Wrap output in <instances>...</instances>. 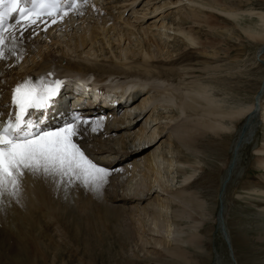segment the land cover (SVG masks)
I'll use <instances>...</instances> for the list:
<instances>
[{
	"label": "bare ground",
	"instance_id": "obj_1",
	"mask_svg": "<svg viewBox=\"0 0 264 264\" xmlns=\"http://www.w3.org/2000/svg\"><path fill=\"white\" fill-rule=\"evenodd\" d=\"M215 1L216 0L213 2ZM251 12L259 19L258 22L260 26L257 29H252V32L249 33L248 36L254 41L264 43V11L252 10ZM79 18L83 19L80 23H84V15L79 17V10L73 11L67 15V18L65 16L62 20L56 17V23H52V17L44 19L46 23L40 22L26 30L29 31L31 29V33L24 31L21 35L20 32L17 31L15 33L17 39H9V43L11 42L20 48L14 50L13 53H9L11 48L9 47L10 44L8 40L6 41L3 46L5 62L0 66V85L3 86V92L5 90L8 91L6 96L0 98L2 100H0V104L6 103V105H0V122L16 114L17 109L12 103V97L13 89L19 83L28 79L37 83H39L41 79H46L51 83L61 78L54 75L57 73H60L59 75L64 77L61 73L68 74L71 73V71L82 73L92 72L94 76L98 78H105L106 75L116 74L117 76L124 77V82L134 83L135 86L131 85L129 89H139L141 95L137 96L138 93L136 91V93L133 94V100L128 105L119 104L116 108H108L99 105L94 107V111L89 109L86 113L82 114L83 117L81 118L88 119L93 124L99 120L101 124L95 132L91 131L89 127L81 128V135H84L83 138L86 139L87 142L89 140H91L89 142L93 141L90 145L91 149H86V154L89 157L94 159L92 153L101 154L104 152V149H108L104 144L106 141L118 145L117 148L110 147L118 150L119 155H117L115 159L111 158L110 153L108 156H110L111 159L100 157L96 160V163L99 165L115 170L108 176L107 183L100 193L85 188L77 181L69 182L66 178L58 176H45L43 174L33 175L26 172L15 195H8L5 193L3 197H0V264H54L56 261L58 262L62 259L60 253L63 251L67 252L66 247L70 244L73 248V256L78 254V250L81 249L86 257L99 245L97 231L102 234L103 238L111 235L113 227L109 222L116 220L121 223L129 220L130 224L133 226V224L135 225V222L141 220V218L143 219L142 226L144 224L147 225L149 221L151 222L148 225L150 226L149 229L155 233L154 235H159L160 233L159 230L154 229L158 227L157 221L154 220L159 218L160 221L162 218L163 230L167 235V237L163 236V242L168 245L172 243L170 236L172 232H175V228L178 227L177 224L182 226V220H186V222L188 220L192 221L190 225H186L189 230L187 233L191 231V235L181 241L198 250L201 244L206 245L207 243L201 241L202 239L200 238L202 236L200 237L198 235L197 230L202 231V233L210 231L205 228L207 227L206 223L200 225V222H203L202 219H206L208 215L211 214H207V201H204L205 198H203V195L206 193L208 194V191L213 188L215 190L221 182L222 185L224 182V186L225 184H229V176L235 171L239 152L248 144L247 142H249L251 137L253 125H255L259 119V113L257 109L255 110V102L251 106H227L225 99L218 101L211 99L213 91L212 84L200 83L199 80L197 82L199 84L198 86L195 85L196 87L194 86V90L187 91L182 87L185 92L180 90L181 88H179L178 92L177 86L163 88V85H158L157 88H153L150 83L146 84L147 81L154 80L171 84L173 79L177 77L178 81L180 80L179 83L188 86L196 81V79L191 80L192 82L187 81L189 78L188 75L192 72L187 68H183V72L181 71L179 73L174 67L159 68V66L156 65L155 67L149 66L146 71H138L131 75L129 71L132 66L129 63L122 66L108 64H100L101 66H99L95 63L89 64L88 62L84 63L83 61L69 60L63 56L54 55L58 52V50L54 49L55 45L57 43H62L60 38L63 37L64 39L67 33L66 31L72 30L70 28L73 24L68 27V23L72 20L77 21ZM103 19L100 23L103 25V28L107 26V29H109L108 27L112 25L111 18ZM74 23L78 26L76 22ZM81 25L83 26V24ZM87 25L90 24L87 23ZM92 27L86 26V28L80 32V44H77V39L72 36L64 40L66 46L71 48L70 41H75L76 46L81 45L82 47L89 41H96L97 33H95ZM54 30L61 31L62 36L56 35ZM103 31L105 30L103 29ZM248 32L249 30L247 29L246 33ZM120 35L119 38L115 37V40L119 41V43H121ZM190 35L188 38L194 42V37L192 34ZM40 37L45 38L47 43H42ZM54 39H56V42ZM27 43L30 44L28 46L32 45L30 50H33V48L36 50L30 59L33 61V64L30 65L29 68H24L22 72L19 73L17 70V67H19L18 65L28 60L23 57V52L26 50ZM261 49H264V47L262 46ZM92 50L93 48L85 52L90 55ZM127 50H123L125 52L124 56H127L128 53L129 56L130 54H136L132 50ZM6 56H11V58L8 59ZM37 56L40 57V61H36ZM143 56L144 61H149L151 57L155 58L153 53L149 55L145 53ZM219 59H221V57L218 56V60ZM237 60L238 59L235 61L237 62ZM236 62L231 65V68H237V72L245 73L240 71V67ZM213 68L217 70L220 69L221 66L219 64ZM9 71H13L14 73L11 79L8 77ZM229 77L230 78H224L220 82L223 84L224 81L233 80L235 78V73H231ZM137 78L139 81H137ZM171 85L173 86V84ZM190 86L187 88L193 89ZM6 99L8 101H6ZM158 99H160L159 102H157ZM161 102L166 104L162 106L172 107V109H177L181 113L190 115L185 122L179 124L177 128H174L175 135H177L179 140L184 142L183 145L187 146L188 150L195 153L198 152L199 146L197 147V142L207 135L217 138L223 137L224 140L233 138L230 144L226 143V141H222V143H219L220 145L217 146L223 151L224 156L227 157L226 166L223 167V169L215 167L213 170L208 171V177H204V180L201 182V191L196 190L193 193H185L184 189L177 191V189H174V177H169V179L164 181V179L168 177L165 178L166 171L169 175L172 174L176 162L179 164H187L192 167V163L195 162L196 164V162H201L198 157L179 160L174 157L164 156L160 150L146 151L148 148L147 145L144 149H139V146L137 149H131L133 146L135 147L144 143L153 144L156 141L157 136H159V134L156 133L157 131L150 134L148 133L150 128L149 125L151 124L148 118L151 117L146 119V124L143 126H137L136 124L148 111L158 110ZM2 106L4 109H1ZM49 118H46V120L42 122L40 127L41 130H53L64 123L54 124L55 122H52V124L49 122ZM71 119L72 118L69 120ZM173 119L174 118L171 120ZM85 130L89 135L86 136ZM100 130L103 131L101 135ZM233 131L235 134H229ZM92 134H99L98 140L102 143V146L95 144L97 139L95 136H92ZM77 142H79V140ZM83 143H85V140ZM89 150L92 151V153H89ZM228 151H231V153L228 154ZM260 151L264 152V150ZM135 156L137 158H135ZM134 159H136L135 163L133 162ZM126 162L129 163L123 167ZM258 164L264 172V157L258 160ZM194 167L195 168L190 171L186 168H182L181 171L182 181L188 187L196 182L195 176L197 170L196 166ZM254 171L255 169H252L250 173L253 174ZM138 179H145L146 185L144 188L135 187L137 181L139 182ZM125 183L129 184L126 189L123 186ZM260 183L262 182H259V184ZM261 185L264 186V183ZM224 186L221 187L224 188ZM245 186H247L245 183L243 186L239 185L241 188ZM234 189H236V187H234ZM164 192L167 194L166 196ZM145 200H150V202L142 206L145 204ZM261 203L262 202H259L258 204ZM171 209L175 210V217L170 216ZM261 214L262 217H264V210ZM224 217L221 213L215 216V229L221 232V236L225 238ZM136 225L138 224L136 223ZM208 228L212 229L211 227ZM144 231L150 234V232H147V229ZM131 235L136 237L139 235V230L135 227L134 230L130 229L129 236L131 237ZM155 241V243L158 244L159 240ZM218 242H220V247L218 248L219 250L216 249L217 251L212 264H235V260L232 259V252L229 250L230 247L224 246V241L221 238ZM139 243L141 244L139 245ZM150 243V239H147L145 234L137 238V246H139L140 250H144V248L148 246L147 244ZM171 247V254L176 260L172 261L173 264H202L201 261L193 258L194 252L188 248L183 249L180 245H171ZM50 250L54 252V257L51 258L52 260L48 254ZM199 251L201 252V250ZM148 252L149 250L146 251L145 254ZM199 253L196 254L197 257L201 254ZM146 260L147 258L145 260L143 259L142 262L144 263ZM133 261L132 259H126V262L129 264H141V262ZM205 261V263L208 264L207 260ZM63 264L68 263L64 262Z\"/></svg>",
	"mask_w": 264,
	"mask_h": 264
},
{
	"label": "rangeland",
	"instance_id": "obj_2",
	"mask_svg": "<svg viewBox=\"0 0 264 264\" xmlns=\"http://www.w3.org/2000/svg\"><path fill=\"white\" fill-rule=\"evenodd\" d=\"M103 1L105 3V8L103 9L82 10L81 16L84 15V23H80L83 20L80 18L77 21L72 20L68 23V27L73 24L70 28L72 30L66 31L64 39L63 37L60 38L62 43L55 45L54 49L58 50V52L54 55L63 56L69 60L88 62L89 64L95 63L99 66H101L100 64L122 66L129 63L132 66L129 71L131 75L138 71H146L149 66L155 67L156 65L159 68L174 67L179 73L183 72V68H187L189 71H192L188 75L187 81L196 79L195 83L191 81L192 83L188 85H192L193 87H190L193 89H188V86L179 83L180 80L178 81L177 77L171 82L173 86L168 82L161 83L156 80L147 81L146 84L150 83L153 88H157L158 85H163V88L177 86L178 92L179 88L185 92V90H194L195 85L198 86L199 84L197 83L198 80L200 83H210L213 87L212 100L225 99L227 106L230 105L232 107L251 106L255 102V110L257 109L259 113V119L253 125L248 144L239 152L235 171L229 176V184H225L224 186V182L223 185L221 182L215 190L213 188L208 191V194L206 193L207 195H203L204 201H207V214H211L206 219L203 218V222H200V225L206 223L207 227L205 228L210 231L202 233V231L197 230V233L200 237L202 236L200 238L202 239L201 241H205L208 246L207 244H201L197 250L193 246L186 245L181 241L191 235V231L187 233L189 230L186 226L187 224H191L190 222L192 221L189 220L187 222L186 220H182V226L177 224L178 227L175 228V232H172L170 236L173 243L170 245L163 242V236L167 237V235L163 230L162 218L160 221L159 218L154 220L157 221L158 226L154 229L159 230V235H154L155 233L149 229L150 226L148 224L151 223L150 221L147 224L148 226L146 224L142 226V218L141 220H137L133 226L129 220L121 223L113 220L109 222L113 227L111 235L103 238L102 234L97 231L99 245L90 255L85 257L83 251L79 249V253L73 256V248L70 244L66 247L67 252L63 251L60 253L62 259L53 263L129 264L126 262V259H132L136 262H141V264H173L172 261L176 260L171 254V245H180L183 249L188 248L194 252L193 258L201 261L202 264L206 262L205 260H207L208 264H212L216 249L220 247L218 240L221 238L224 241V246L230 247L229 250L232 252V259L235 260V264H264V217L261 214L264 210V190H262L264 186L261 185L264 183V172L258 164V160L264 157V152L260 151L264 150V49H261L262 46L264 47V43L254 41L248 36L252 32V29H257L260 26L259 19L251 11H264V0H216L215 2H213L214 0ZM103 18H111L112 25L108 27L109 29H107V26L103 28V25L100 23ZM87 23L90 25H87ZM86 26H93L92 28L97 33L96 41H89L84 47L81 45L76 46L75 41H70L71 48H68L64 40L73 36L77 39V44H80V32ZM247 29L249 30L248 33H246ZM25 32L31 33V29ZM54 32H56V35L62 36L61 31L54 30ZM190 34L194 37V42L188 38ZM119 35L121 43L115 40V37L119 38ZM40 40H42V43H47L43 37ZM28 45L30 44L27 43L26 50H24L26 52H23V57L28 60L18 65L17 70L19 73L24 68H29L33 64V61L30 59L36 50L35 48L30 50L32 45ZM92 48L93 50L90 55L85 52ZM124 49L132 50L136 54H130L129 56L128 53L127 56H124ZM145 53L148 55L153 53L155 58L151 57L149 61H144L143 55ZM218 56L221 59L218 60ZM39 59L40 57L37 56L36 61H40ZM236 59H238L237 62L235 61ZM3 62H5V57L0 59V66ZM235 62L240 67V71L245 73L237 72V68H231V65ZM219 64L221 68L214 70L213 67ZM231 73H235V78L231 81L227 80L228 82L224 81L222 84L220 81L226 77L230 78ZM13 74V71L8 72L9 79L12 78ZM137 81H139L138 78ZM132 85L135 86L134 83ZM0 86V96L3 97L8 90L3 92V86ZM137 93V96L141 95L139 89H137ZM159 101L160 99L157 102ZM159 105L158 110L148 111L136 124L137 126H143L146 124V119L151 117L148 118L151 123L148 133L157 131L156 133L159 134L153 144L144 143L138 145L139 149H144L147 145L146 151L160 150L164 156L174 157L179 160L198 157L201 162L192 163V167L176 162L172 174L169 175L166 171L165 178L168 177L164 181L169 179V177H174V189H177V191H181V189H184L185 193H193L196 190L201 191V182L204 180V177H208V171L213 170L215 167L223 169L226 166L227 157L224 156L223 151L217 146L222 141L230 144L233 138L224 140L223 137L217 138L207 135L197 142L199 151L196 153L192 152L187 149V146L183 145L184 142L179 140L177 135H175L176 133H174V128L185 122L190 115L181 113L177 109H172V107L162 106L166 105L163 102ZM94 109L92 110L94 111ZM172 118L174 119L171 120ZM102 133L103 131L100 130V135ZM229 134H235V132L233 131ZM86 135H89V133H86ZM92 136H95L97 139L95 144L102 146V143L98 140L99 134H92ZM104 144L108 149H104L101 156L95 153V157L100 156L102 158L114 159L119 155L117 149L110 148H117L118 145L109 141L104 142ZM227 153L229 154L231 151ZM109 154L111 158L108 156ZM135 158L137 157L135 156ZM129 162L124 163L123 167ZM133 162L135 163L136 159ZM194 166H196L197 170L195 176L196 182L188 187L182 181L181 171L182 168L190 171L195 168ZM252 169H255L253 174L250 173ZM259 182L262 183L259 184ZM244 183L247 186L239 187V185L243 186ZM128 185L125 183L123 186L126 189ZM145 185V179H141L139 182L137 181L135 187L144 188ZM221 186H224V188ZM164 195L166 196L167 194L164 192ZM150 200H145V204L142 206L148 204ZM259 202L262 203L258 204ZM174 212L175 210L173 209L170 212V216L175 217ZM219 213L223 214V217L225 216V238L221 236V232L215 229V216ZM134 227L139 230V235L136 237L131 235L130 237V229L134 230ZM145 229L150 234L145 233ZM144 234L147 239H150L151 243L147 244L148 246L144 250H140L139 246H137V238ZM155 240H159L158 244L155 243ZM148 250L149 252L145 254ZM196 250H201V252L199 251L201 254ZM50 252L51 250L48 254L51 259L54 257V252ZM198 253L200 254L199 257L196 255ZM146 258V262L144 261L143 263V259L145 260Z\"/></svg>",
	"mask_w": 264,
	"mask_h": 264
},
{
	"label": "snow or ice",
	"instance_id": "obj_3",
	"mask_svg": "<svg viewBox=\"0 0 264 264\" xmlns=\"http://www.w3.org/2000/svg\"><path fill=\"white\" fill-rule=\"evenodd\" d=\"M79 7V0H0V58L4 57L6 41L17 39V31L22 35L28 28L46 23L44 17H52L56 23V17L62 20ZM60 87V81L41 79L37 83L28 79L13 89L16 114L0 122V197L15 195L26 172L77 181L100 193L115 171L96 163L77 142L81 128L95 132L101 126L99 120L93 124L75 115L53 130H41L27 119L31 110L50 107Z\"/></svg>",
	"mask_w": 264,
	"mask_h": 264
}]
</instances>
